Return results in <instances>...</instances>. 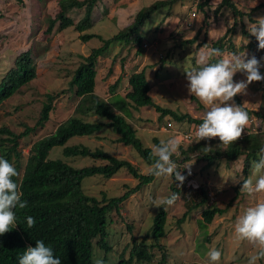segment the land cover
<instances>
[{
    "label": "rangeland",
    "instance_id": "374dc122",
    "mask_svg": "<svg viewBox=\"0 0 264 264\" xmlns=\"http://www.w3.org/2000/svg\"><path fill=\"white\" fill-rule=\"evenodd\" d=\"M59 1L0 0V83L4 75L15 67L17 57L30 49L37 71L35 80L0 107V128L6 126L17 135L24 133L27 127L34 129L44 104L49 102L47 96L55 97L50 119L45 126L38 127L19 141V162L22 166L17 163L16 156L10 163L15 166L20 178L25 173L29 151L34 143L54 133L60 124L75 115L78 99L74 93L69 92L70 82L77 68L84 62L83 57L89 56L93 49L103 44L97 38L85 42L81 36L98 34L104 39L113 38L134 21L135 15L143 7L159 0H102L99 9L94 11L93 28L83 33L77 30V25L84 18L86 8H74L68 13L75 23L74 27L60 31L57 24L51 34H46L50 20L54 19L59 11ZM197 1L184 0L176 3L170 10L166 7L156 12L141 31L148 45L143 41V53L140 56L137 55L139 46L116 42L106 54L99 57L97 93L105 98L117 113L122 112L128 117L146 147L152 148L154 138L161 141L177 136L180 145L187 148L191 143L183 134L189 133L193 126L171 123L172 129L166 131L168 119H172L170 116L160 119V114L153 106L137 110L131 105L125 95L131 91L128 80L133 73L146 70L147 79L152 86L150 95L156 105L202 119L205 109L190 94L186 76V72L195 67L192 58L197 59L201 49L198 45L205 41L206 45L212 47L215 41L237 23L234 32L230 34L235 52L246 53L249 58L253 55L257 59L264 57V53L258 55L257 48L251 50L248 47L251 40L243 35V28L249 32L245 18L248 22L255 23L257 18L264 17V0H232L243 14L242 17L238 16L237 21L228 8H222L216 13L222 0H201L203 2L200 4H205L203 9H200V4L196 6ZM257 7H260L259 10L252 12ZM104 9H107L106 15L103 14ZM195 10L197 16L193 18ZM188 23L192 24L186 29ZM197 33L198 42L192 46H182V42L193 39ZM255 47H258V43ZM163 58L167 61L166 64H160ZM260 71L264 75V67ZM119 77L121 82L117 90L111 92L110 88L117 83ZM233 79L234 82L246 80V75L237 72ZM263 81L252 82L244 93L238 94L244 107L256 112L262 110ZM86 119L99 121L97 116ZM253 122H257L254 116L242 136L251 134L252 129L249 127ZM7 137L0 135L2 139ZM116 139L117 136L110 129H106L91 137H75L68 145L83 144L90 149H104L115 157L132 162L142 174H149V165L145 164L138 152L124 144L116 143ZM8 146L9 143L6 145L0 140V157ZM50 159H62L76 168L101 163L90 158H66L63 148L53 150ZM244 159L245 156H241L238 160L229 162L222 157L211 167H207L208 161L196 155L187 163L180 164L181 174L187 175L182 186L174 177L156 178L142 190H137L122 203L120 214L114 212L111 215V250L108 253L110 264L119 263L122 259L128 260L134 241L140 243L143 240H146L149 246L155 245L149 247L153 258L149 262H138L134 259L131 264H162L163 256V264H210L207 253L212 248L221 252L220 264H247L249 256L257 250L248 241L237 239L234 234L236 219L257 202L241 191L243 179L248 177L243 172ZM185 166L190 168H184ZM187 171H192L193 174L189 175ZM138 183V179L131 176L127 170H121L111 179L88 178L83 188L87 195L99 199L102 198V193H106L109 198H119ZM174 187L180 188L183 193L175 205L165 206L168 212L167 234L156 241L151 236V229L159 208L154 206L153 201L170 196ZM202 189L208 194V203L194 210L184 223L179 224L178 220L187 210L185 197L200 201ZM237 194L239 196L236 197ZM259 199L264 200V194H260ZM232 200L233 205L225 214L216 216L209 225L203 224L202 214L206 207L216 205L226 208ZM94 242L97 243V240ZM96 250L101 253L102 258L104 251L98 246ZM258 264H264V260L258 261Z\"/></svg>",
    "mask_w": 264,
    "mask_h": 264
},
{
    "label": "trees",
    "instance_id": "16d2710c",
    "mask_svg": "<svg viewBox=\"0 0 264 264\" xmlns=\"http://www.w3.org/2000/svg\"><path fill=\"white\" fill-rule=\"evenodd\" d=\"M182 1L184 0H159L148 7L142 8L137 12L134 22L122 29L112 39L105 40L98 34L81 36V39L85 42L97 38L101 42L104 41V43L101 47L93 49L89 56L83 57L84 62L77 68L70 82L69 92L74 93L78 99L75 115L60 124L54 133L34 143L29 151L23 178L21 179L19 176L14 178L20 185V191L23 193L22 200L27 201V207L23 210H16L19 231L13 228L1 236L6 239V242H0V264H19V259L13 262L12 256L8 253L15 252L14 255L21 256L27 249L26 241L31 244V247H35L37 240H43L47 246H50L54 254L61 260V264H65V261L61 259L63 257L68 260L69 264H95L97 259L102 260L103 264H110L108 253L111 250L109 244V226L113 223L111 215L114 212L120 214L122 203L137 190H142L145 186L151 184L156 178L150 173L142 174L138 166L133 165L132 162L115 157L104 149H90L83 144L72 146L68 143L75 137H91L110 129L117 136L116 143L124 144V146L136 150L146 165L152 163V160L149 159L152 148L144 145L138 137L137 130L127 119L128 117L122 112L117 113L116 109L97 93V67L99 57L106 54L116 42L125 45L133 43L139 46L137 55L140 56L143 53L141 30L146 22L154 13L166 7L170 10L176 3ZM18 2H22V0H18ZM100 2L102 0H60L59 11L56 17L50 20L46 34H51L57 24H59L58 30L60 31L74 27L73 19L68 16V13L74 8H86L84 18L77 25V30L83 33L93 28L94 11ZM204 5L200 4V9H203ZM222 8H228L235 15L236 21L238 16H243L232 0H222L216 13ZM259 8H254L252 12L259 10ZM103 14H107V9L103 10ZM207 21L208 18L206 17L205 23ZM236 24L214 42L212 48H220L225 52H235V45L230 38V34L234 32V28L237 27ZM198 35L199 33L193 39L182 42V46H192L198 41ZM243 35L250 38L251 41L248 47L251 50L257 48L259 50L258 55L264 53V50L255 47L258 41L244 28ZM205 45L206 43L203 41L198 45V48H203ZM216 59L219 58H215L213 62ZM192 63L196 67L199 66L195 57L192 58ZM36 77L37 71L30 49L17 57L15 67L2 78L0 83V107L5 101L20 93L22 88L30 84ZM128 81L131 91L125 97L137 110L142 107L153 106L160 114V119L170 116L173 119L171 121L187 124L188 126L198 125L202 122V119H196L189 114H180L170 108L156 105L150 95L152 86L147 79L145 69L140 73H133ZM116 82L110 88L111 92L117 90L121 78ZM47 97L49 102L44 104L40 119L34 129L27 127L24 133L17 135L6 126L0 128V135L8 136L6 139L0 138V140L5 142L6 145L9 143L2 155L9 162L16 156L17 163L21 165L19 162L21 154L18 152L20 139L29 135L38 127L43 128L45 123L49 121L50 113L53 110L52 101L55 97ZM233 99L238 106L249 112L250 118L254 116L257 119V122H253L249 127L252 129L251 134L242 136L228 147L221 146V142L217 138L200 140L199 142H196L195 139L187 148L183 145L180 146V155L174 156L179 164L187 163L196 155L198 158L208 161L207 167H211L222 157L229 162H234L241 156H245L243 172L246 177L250 175L252 161L258 160L259 150L264 147V107L261 111L256 112L244 107L238 95ZM90 116H97L99 121L87 120L86 118ZM153 141L154 144H159L160 139L154 138ZM58 148H63V155L66 158H90L101 161V163L76 168L62 159H50L51 152ZM205 148H211L212 151L206 152ZM121 170H127L139 182L124 195L119 198H109L106 193H102L103 196L99 199L85 193L83 185L86 179L94 177L111 179L119 174ZM187 173L189 172L187 171ZM185 177L187 178V175ZM173 189L174 192L183 193L180 188L174 187ZM200 194L202 196L200 201L185 197L187 210L178 220L179 224L184 223L194 210L208 203L209 197L206 191L202 189ZM237 196L239 195L237 194ZM234 200L226 208H220L216 205L206 207L202 214L203 224L205 226L209 225L216 216L225 214L232 207ZM28 216L35 219V226L32 228L27 227L26 218ZM167 221L168 212L165 210V206L162 205L153 220L151 229V236L156 241L166 236ZM9 240H14L17 244L7 242ZM95 240H97V243L94 242ZM96 246L104 251L102 258H100L101 253L96 250ZM154 246H149L146 240L140 243L134 241L130 258L128 260L122 259L119 263L114 264H131L134 259L138 262H149L153 258L149 247ZM164 261L165 257L163 256L161 263L163 264Z\"/></svg>",
    "mask_w": 264,
    "mask_h": 264
},
{
    "label": "clouds",
    "instance_id": "9594fccd",
    "mask_svg": "<svg viewBox=\"0 0 264 264\" xmlns=\"http://www.w3.org/2000/svg\"><path fill=\"white\" fill-rule=\"evenodd\" d=\"M202 2L198 0L196 6ZM101 3L95 9H99ZM193 14L192 16L195 18L197 11L195 10ZM245 22L248 23L250 34L258 41V48L264 50V17L257 18L255 23H250L245 18ZM191 24L188 23L186 29H189ZM143 41L148 45L147 41L144 39ZM215 58L219 59L213 62ZM162 63H167L165 58L160 60V64ZM196 63L199 65L198 67L194 65V68L186 72L190 94L205 109L202 115V122L198 125H192L195 128L196 142L217 138L221 142V146H231L242 137V134L251 123L249 112L243 107L236 105L233 98L238 94L244 93L252 82L264 80V75L260 71L264 67V57L257 59L253 55L249 58L243 52H225L220 48H212L205 45L200 49ZM237 72H243L246 75V80L234 82L233 77ZM129 88H131L130 85ZM168 120L169 122L165 126L166 131L172 129L173 125L171 123L178 124L176 121ZM186 134L188 133L183 134V137ZM194 140L188 141L191 143ZM180 146V139L177 136H171L166 140H161L159 144H153L149 156V159L152 160L149 165V173L155 178L173 179L174 177L182 186L186 177L181 174L179 170L181 165L174 159V156L179 155ZM204 150L206 152L212 151L211 148H205ZM184 168H190V166H185ZM18 175L19 173L15 166L7 159L0 157V242H6V239L1 236L13 228L19 231L16 210H23L27 207V201L22 200L23 193L20 191V185L14 179ZM241 191L257 202L253 206L248 207L243 215L236 219L234 234L237 239L248 241L257 250L249 256L247 264H258V261L264 260V200L259 199L260 194H264V147L259 150L258 160L252 161L251 174L243 179ZM179 199L180 194L173 192L170 196L159 201L154 200L153 204L157 208L162 205L171 207ZM26 222L28 228L35 226V219L32 216H28ZM7 242L16 243L14 240ZM25 245L27 249L21 256L14 255L15 252L8 253L12 256L13 262L19 259V264H61V260L54 254L53 249L47 246L43 240H37L35 247H31V244L27 241ZM221 255L219 250L210 249L207 253L210 264H220ZM61 259L65 261V264H69L64 257ZM95 264H103V261L97 259Z\"/></svg>",
    "mask_w": 264,
    "mask_h": 264
},
{
    "label": "built area",
    "instance_id": "2783aa9c",
    "mask_svg": "<svg viewBox=\"0 0 264 264\" xmlns=\"http://www.w3.org/2000/svg\"><path fill=\"white\" fill-rule=\"evenodd\" d=\"M193 15L195 16V14H193ZM194 132H195V128H192V129H191V132L188 133V134H186L184 138H185L186 140H194V139H196V138H195V135H194ZM190 173H191V172H190ZM192 174H193V173H192Z\"/></svg>",
    "mask_w": 264,
    "mask_h": 264
}]
</instances>
